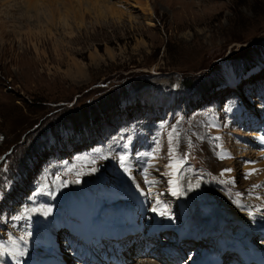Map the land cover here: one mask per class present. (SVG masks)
Returning a JSON list of instances; mask_svg holds the SVG:
<instances>
[{"label":"rangeland","instance_id":"obj_1","mask_svg":"<svg viewBox=\"0 0 264 264\" xmlns=\"http://www.w3.org/2000/svg\"><path fill=\"white\" fill-rule=\"evenodd\" d=\"M4 1L0 0V264L10 243L29 240L38 224L39 217H34L38 210L45 212L41 215L49 223L58 206L68 211L66 195L75 187L91 191V209L102 197L113 200V195L123 193L126 183L143 189L141 181L146 187L138 195L147 209L144 217L153 220L149 214L159 201L164 204L158 205L163 206L162 213L166 210L159 223L172 225L183 224L190 214L182 207L190 198L187 181H201L209 195L221 194L230 205L223 204V209L213 205L212 211L209 203H200L199 220L220 219L225 225L234 221L237 228L250 221L257 242L263 239L258 225L264 212L254 205L259 194L249 191L256 185L250 183L249 173L264 159V0H43L51 12L58 10L61 19L69 13L67 26L58 15L52 25L42 18L37 22L28 18L33 13L23 14L21 0ZM45 4L39 12L46 14ZM108 8L118 14L117 20ZM100 9L104 17L99 19ZM244 67L250 71L241 73ZM184 79H190L196 91L184 88ZM213 82L220 88L198 91V84ZM106 101L123 109L101 115L98 110ZM74 118L92 122L78 133L62 125L48 129ZM173 128L171 146L175 161L182 162L175 176L167 167L174 162L168 142ZM80 133L84 135L72 136ZM156 140L159 152L149 166L142 143ZM130 141L132 146L139 143L133 157L125 150L112 151ZM232 149L237 150V159L225 163L224 154ZM120 155L127 158L130 170L119 163ZM134 161L140 167L133 166ZM144 169L153 183H145ZM117 171L122 172L119 177ZM173 179L179 196L172 195ZM92 181L96 183L91 185ZM129 188L124 196L132 199ZM255 188L264 191L263 186ZM55 195L60 196L59 205ZM211 211L218 214L211 216ZM58 217L50 225L58 220L59 229H65L60 244L72 248L66 229L69 219ZM171 229H166L161 243L175 239ZM142 236L151 237L146 232ZM131 241L126 245L133 253L120 244L118 255L137 264L132 256L140 257L142 246ZM154 249L152 259L163 254L162 248ZM183 250L174 255L187 264L190 255L199 257L203 246L189 255Z\"/></svg>","mask_w":264,"mask_h":264},{"label":"bare ground","instance_id":"obj_2","mask_svg":"<svg viewBox=\"0 0 264 264\" xmlns=\"http://www.w3.org/2000/svg\"><path fill=\"white\" fill-rule=\"evenodd\" d=\"M10 1H12V0L4 1V3L6 4V3H9ZM21 2H22L23 5H21L20 7H23V9H22V11H24L23 14L28 15L29 13H33V15L32 16H28V18L29 17L30 18H35L37 22H40L41 21L40 18H42L43 22H45L46 24L52 25L53 20H54L53 19L54 16L58 15L59 18H60L58 10H55V8H54V12H51L49 10V8H48L47 3L46 4L43 3V0H21ZM41 3L45 4L47 10H49V11H46V10L43 9L44 11H46V14H45V12H43V13L39 12V10H41L40 8H43ZM78 5H80L79 1H78ZM93 7H94V5H93ZM116 10H117V8H116ZM98 11L99 12L97 14V17L99 19L101 17H104L102 9H100ZM107 12L110 13V15L117 20V17H115V16H117L118 14L116 15L115 12L112 11V9L110 10L108 8ZM20 15L22 16L21 13H20ZM68 16H69V13L64 15L63 19L60 18V21H62L63 25H65V26H67L65 21L68 19V18H65V17H68ZM149 116L152 117V114L150 113ZM260 133H262V132H259V135L261 136ZM254 136H255V134H253L251 137H253L254 139H257ZM240 147H242V146H239V148ZM235 150L234 149L228 150V152H230V154H227V155L224 154V158L223 159H224L225 163H227L229 159H237V158H235V155H234L235 154ZM233 162H231V163H233ZM260 163H261L260 166L252 167L251 170H250L251 173H252L251 174V178H250L251 179L250 183L254 182V184H256V185H254L252 187V190H249V191L250 192H252V191L258 192V194H259V196H257L258 198L257 199H253V202H254L255 206L259 207V209L262 210V213H263L264 212V191L261 192L260 189H256L255 188V186L257 187V185H260L261 187L262 186L264 187V159L263 158H262ZM254 169L256 170L255 172H253ZM136 170H137V168H136ZM261 179H263V180L261 182H259ZM248 182H249V180L246 179L245 180V184L248 183ZM93 183H96V182L92 181L90 184L92 185ZM190 184L192 186H194L191 190H189V185ZM96 185H94V186H96ZM129 187L130 186H128V188ZM187 187H188V192H189L190 198L186 201V203L188 204V208H189L190 213H192L193 215H196L198 213V210H199V207H200V203H209V206L212 208V211H214L213 205H215V206L219 205L223 209V204H224V205H227V207L229 208L230 204H227V202L225 200L226 199L225 196H223L221 194H216L214 196L213 195H209V190L207 189V187H205V185L201 181L192 182L191 180H188L187 181ZM129 190H130V195H131L133 200L131 198H127V197H122V198L120 196L114 197V195H113V197H114L113 200L111 198L108 199L107 197H104V198L108 199V200H106V199H103V197H102V199H100L98 201V203H97L98 206L95 207V206L92 205L91 209L93 211H95L94 214L92 215V213L90 211H88V209H90L89 206L91 205V200H92V195L93 194L91 193L90 190L84 189L83 187H75V188H73V191L69 192L66 195V198L68 200V206H67L68 211H65V210L62 211L61 210V206H58L57 207L58 216L62 217L61 214H64V216H66L65 214H69L70 224H71L69 226V232H71L72 236L77 234V236H76L77 238H78V235L82 238L83 243H85V245L87 246V254L92 259L96 258V254L94 252V247L93 246H95L97 241H107L108 244L116 245L117 242L125 241L129 237V235H130L129 227H131V229L135 232V236H137V234L139 232H143L144 231V230L141 231V226H139V224H138L139 220L142 221V227L144 226L143 222L147 221V229H146V231L149 232V233H152V236H156V237L158 236L159 239H158L157 242L156 241L153 242V244L150 241H147V243H146L143 240H140L139 241L140 244H143V247L146 246L147 252L144 253L143 249H142L139 258H144V259H136L134 261L137 262V264H169L167 262H171L172 261V255H174V251L173 250H169L168 255H166L167 259L165 261H163L161 259L155 260V259H149L147 257H142L144 255L146 256V254L149 255L150 254V250H152L153 248L158 246V244H161L160 243L161 236H163V235H160L158 233V229L159 228H163V227L166 226V225L165 226H160V223H159V215H161V213H162V211L160 209L161 205L156 207V209H157L156 212L150 211L149 215L153 216V220L150 221V220H148V218L144 217L147 209H146L145 203L138 196L139 192L136 189H134L133 187H130ZM97 192L100 193V190L99 191L97 190ZM242 192H245V191H242ZM120 194H122V193H120ZM123 195H125V194L123 193ZM175 196H179V195H175ZM54 199H55V202L59 205L60 202H61L60 196L59 195H55ZM214 200L219 201L220 204L217 203L216 201H215V203H212ZM251 206H253V205H251ZM261 210H260V212H261ZM212 211H211V213H212L211 216H214V215L218 214V213H214ZM248 211H251V210H248ZM42 213L45 214V212L44 211L42 212L41 209H40V210H38V212L34 216V217H39L35 221L38 224H37L32 236L29 238V240L24 242V243L23 242L22 243L21 242H17V244H12V246L17 251L22 253L23 258H21V256H19L15 251H13L11 249H4L5 252L7 253L6 255L5 254L3 255V257H4L3 263L4 264H66V262H64V255H63L64 253H61L62 252L61 251V246H60L61 244H59V243L57 244L54 241L53 233H52V231H50L48 229L49 221L47 222V221L43 220V216L44 215H41ZM97 213L100 214L98 217H96ZM182 213H183V211H182ZM231 213L234 214L235 216H237L238 218H240V220L242 221L241 217H239L237 215V211L236 210L233 209V211ZM184 215H185V213H184ZM245 215H243V216H245ZM256 216H257V214H256ZM75 218H76V221H75ZM78 219L81 220V223L77 222ZM258 219L259 218H257V220ZM246 220H247V217H246ZM254 221H255V219H254ZM206 224H207V228H206L205 233L204 232L195 231L192 234L193 229H192V226H190V225L183 231V234H182L183 236L184 235H189L191 237V239H194V241H189L188 240V241H185V242L182 243V245H187L188 242H189V245L184 246V248L182 247L184 249L183 250L184 253H190L191 254L192 249L197 248L199 243H203V240L205 241V239H204L205 237H209V238L212 239V242L210 244V249L208 250V252L212 251V245L214 243H219L221 245H225L229 240L234 239V238H240V236L242 237L244 234H246L248 236H251V240L252 241L255 238V235L253 234V228L251 227L252 223H250L249 221H247V223L243 225L245 227L243 232H240L241 230L239 229L237 233H235V232H232L231 234H226L225 233L223 236H221L222 232L218 229V228H221V224L220 223H218V225L213 224V223H206ZM235 224L236 223L234 221L233 222L231 221V227L235 226ZM121 226H123V228H121ZM112 229L120 233V235H121V239L120 240L113 241V238L111 237L112 234H111V232H109ZM259 229L264 234V221L260 224ZM206 234H208V235H206ZM135 236H132V237H135ZM152 236H151V238H153ZM169 238H170V236H169ZM170 240H172V239H170ZM148 242L151 243L152 245H148ZM38 246L41 247V248H39ZM44 247H49V249L46 250V249H44ZM188 247H191V249L186 251L185 249H187ZM132 248L131 249L128 248L127 251L128 252L130 251V253H131ZM177 248L181 249V245H179V247H177ZM116 249L117 248H115V250ZM108 250H109V246H108ZM247 250L249 252V257H251V258L252 257H258V258L264 257V248H262V247H257V246L251 245V246H248ZM72 252H74V251H72ZM117 252L118 251H116V252L114 251V253H108V251H106V254L108 256L109 255L117 256L114 264L115 263H118V264H129V259H125L123 261L121 255H116ZM155 252H157V251H155ZM65 253L66 254L69 253V249L68 248L65 249ZM101 253H104V252L101 251ZM164 253L166 254V251ZM205 253H206V251L204 252L203 255H205ZM70 254L72 255V256H70L71 258H75V255H73V253H70ZM88 255L86 256V261H88V258H89ZM150 257L152 258V255ZM145 258H147V259H145ZM157 258H159V257L157 256ZM74 262L76 264L79 263L78 259H74ZM191 262H193V260H191L189 263H191ZM1 263H2V261H1Z\"/></svg>","mask_w":264,"mask_h":264},{"label":"trees","instance_id":"obj_3","mask_svg":"<svg viewBox=\"0 0 264 264\" xmlns=\"http://www.w3.org/2000/svg\"><path fill=\"white\" fill-rule=\"evenodd\" d=\"M234 72L236 74H239L240 72L237 71L236 68H234ZM246 71H250L248 70V67H244V70H242L241 73H244ZM191 80L190 79H184L183 82L181 83V85L184 87V88H187V89H191L192 87L194 88V90L196 91V88L194 86L191 85ZM199 85V89L198 91L199 92H207L208 89L211 91L212 90H216L220 87V85L216 82H213L212 84H209V86H205V84L201 85V84H198ZM201 85V86H200ZM112 102H105L102 106V109H99L98 112H100L101 115L103 114H107V113H110V112H113L115 110H119L120 107H117L116 104H114L112 106L111 104ZM96 118H99V116H95ZM82 118H85L84 115H82ZM92 121H90V118L89 119H84L83 121L81 119H77V118H74V119H67V120H64V121H58L55 123V125L53 127H48V129H51V128H57L59 127L60 125H62L63 129H67L69 131H72V132H77L80 131L81 129L85 128L87 126V124L91 123Z\"/></svg>","mask_w":264,"mask_h":264},{"label":"snow or ice","instance_id":"obj_4","mask_svg":"<svg viewBox=\"0 0 264 264\" xmlns=\"http://www.w3.org/2000/svg\"><path fill=\"white\" fill-rule=\"evenodd\" d=\"M176 133V129L173 128L171 132H169L168 134V142H169V156L170 159L174 162L169 163L167 165V167H169L170 169H172V172L169 173V175L175 176L176 172L179 170V168L182 166V162H176L175 161V155H176V150L175 148H173L171 145L173 143V139H174V134ZM159 148H160V142L159 140L156 141V147L153 151L147 153V156L149 159H155L156 158V154L159 152ZM119 163L124 166L126 169H128V165H127V158L125 156H120L119 158ZM151 166V165H150ZM130 170V169H128ZM95 171V170H93ZM226 171H230V170H226ZM145 172V183H153L152 181H149L147 178V169H144ZM252 173H249V175H251ZM78 182V181H77ZM170 186H171V192L172 195H179L180 194V188L178 186V182L176 179H173L171 181H169ZM194 186H192L191 184L189 185V190H191ZM160 202L157 201V204H159ZM154 212L157 211L156 208L152 209ZM52 210L51 208H49L47 210L48 213H50ZM161 214H166V210L165 212L161 213Z\"/></svg>","mask_w":264,"mask_h":264}]
</instances>
